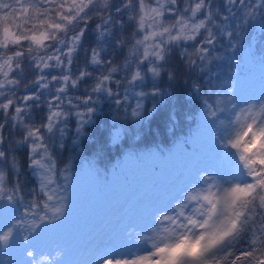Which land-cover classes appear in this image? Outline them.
I'll return each instance as SVG.
<instances>
[{
    "label": "clouds",
    "instance_id": "9594fccd",
    "mask_svg": "<svg viewBox=\"0 0 264 264\" xmlns=\"http://www.w3.org/2000/svg\"><path fill=\"white\" fill-rule=\"evenodd\" d=\"M118 2L119 7L113 9V4ZM258 2L245 6V20L257 15ZM211 3L212 0H0V144L8 141L7 147L12 148L14 143L29 141V165L43 170L38 189L44 196L43 203L34 206L17 185L6 183V171H0V201L21 205V218L0 231V251L9 248L17 228L23 231L22 239L27 241L44 222L51 224L62 218L67 208L65 189L70 175L66 173L59 181L53 178L54 169L45 159L55 158L50 155L49 145L42 142L41 129L52 133L58 119L69 113L52 110L53 99L63 103L59 96H53L48 100L45 122L26 123L23 114L31 106L25 102L33 99V94L21 95V90L37 82H42L40 88L48 89L52 82L58 81V86L52 90L63 93L69 86L77 87L83 76L93 75L82 66L78 73L70 69L73 54L89 24L98 37H103L112 34L115 26L123 29L127 21L132 22L127 32L118 31L113 36L115 48H123L119 59L115 58V51L109 59L103 60L100 48L88 49L87 62L102 66L95 91L97 85L100 91H105L106 82L113 78L112 74L121 72L123 65L135 74L140 71L137 67L133 69V65L150 57L157 64L163 61L170 44L193 42L192 48H180L185 71L193 70L194 66L196 71H203L212 61L223 59L222 53L209 54V46L217 39L213 26H220L213 19L216 9H209ZM223 3L231 8L236 0H223ZM239 3L244 4L245 0ZM122 9L126 10L123 20L112 15ZM201 11L204 15L198 18ZM49 68L63 72L50 77L40 74ZM33 69L35 75L29 78L28 73ZM149 69L154 70H148L154 77L161 72L159 67L149 66ZM134 74L130 78L127 75L126 84L142 77L134 79ZM228 92L231 93L232 88ZM231 99V95H215V107L208 106L207 116L212 119L224 113L225 105L228 111L235 109L230 119L217 120L222 129V139L217 143L247 179L244 182L232 177L221 180L215 174L201 172L169 209L155 215L147 231L136 233V245L145 244L146 250L113 251L96 264H105V261L111 264H264V98L258 102L250 100L238 108L229 103ZM7 120L12 122L10 130L19 126L23 135L9 138L4 131ZM37 153L38 158H33ZM5 156V151L0 150V159ZM9 158L18 170L20 157L9 154ZM34 160H39L44 167L33 164ZM49 176L50 180L42 179ZM242 243L247 250L238 252ZM25 255L31 264H53L62 253L56 251L51 258L46 254L35 257L33 251L28 250Z\"/></svg>",
    "mask_w": 264,
    "mask_h": 264
},
{
    "label": "trees",
    "instance_id": "16d2710c",
    "mask_svg": "<svg viewBox=\"0 0 264 264\" xmlns=\"http://www.w3.org/2000/svg\"><path fill=\"white\" fill-rule=\"evenodd\" d=\"M251 3H256V0H245L244 4L236 0L228 8L223 0H212L209 9H216L213 19L220 26H213L217 39L209 46V54L222 53L223 59L212 61L203 71H196L195 66L193 70L185 71L180 48H192L195 46L193 42L170 44L165 59L158 64L152 58L151 63L145 60L133 65V69L137 67L140 71L141 78L126 84L127 75L130 78L134 73L128 71L127 65H123L121 72L112 74L113 78L106 82V92H96L95 84L100 79L98 73L102 66L87 62L88 49L93 46L100 48V58L103 60L109 59L115 51V58L119 59L123 55V48H115L113 36L118 31L127 32L132 27V22L127 21L123 29L119 25L115 26L112 34H105L103 37H98L92 31V24H89L73 54L70 69L73 73H78L82 66L93 75L83 76L77 87L69 86L63 93L52 90L58 86V81L52 82L48 89L40 88L42 82H37L21 90V95L33 94V99L25 102L31 106L23 114L26 123H44L49 111L48 100L53 96H59L63 103L53 99L52 110L69 113L63 119H58L52 133L41 129L44 134L42 142L49 145L50 155L55 158L45 159V163L54 169L53 178L59 181L66 173L70 175L65 189L68 193L67 206L72 203L74 191L79 189V181L86 175L92 176V204L101 202L109 212L106 218L101 219L102 223L108 220L121 221L119 216L122 210L117 204L110 202L111 190L132 193L135 184L140 196L148 191L154 196L161 195L166 189L172 196H176L172 188L168 189L166 185L173 183L177 175L182 174L185 182L190 185L198 179L201 172L209 174L210 170L221 174L225 169H230L234 179L240 182L247 179L235 163L232 168L233 160L224 151L220 152L218 158L210 159L209 153L202 148L204 133L200 129L202 130L205 120L203 114L208 106L215 107L214 96L227 93L226 82L250 74L248 69L254 68L257 62L264 65V0H259L257 4V15L245 20L244 8L251 6ZM112 7L118 8L119 2ZM125 11L122 9L112 15L123 20ZM203 15L204 12L201 11L198 18ZM149 66L161 68L159 76L154 77L148 73ZM35 72V69L29 72V78ZM62 72V69L49 68L40 74L50 77ZM139 102L144 113L141 120L137 121L133 116L136 109L133 108H137ZM57 105L60 107L57 108ZM89 107L93 109L91 113H88ZM217 118L221 119L223 115L220 113ZM11 124L7 120L4 126L9 138L23 135L19 126L14 131L10 130ZM28 142H13L12 148L7 147L8 141L0 144V150L6 153L5 158L0 159V171H6V183L9 186L17 185L26 199L35 202V206L44 201V196L38 189L43 170L29 165ZM9 154L20 157L18 170L14 161L11 158L8 160ZM38 155L39 153L34 154L33 158H38ZM170 160H183L189 170L193 172L197 168L199 173L190 175L184 167L178 165L172 172L165 174L163 166ZM20 207V203L0 201V210L3 209L12 217L11 222L21 218ZM148 210V215L154 220V214L158 212L157 206L156 209L152 206ZM68 219L65 211L64 216L55 223L44 222L33 232L38 243L41 240L48 243L54 230L62 229ZM27 249L26 241H22V230L17 228L8 250H12L10 254L16 260ZM246 250L244 243L237 248L238 252Z\"/></svg>",
    "mask_w": 264,
    "mask_h": 264
},
{
    "label": "rangeland",
    "instance_id": "374dc122",
    "mask_svg": "<svg viewBox=\"0 0 264 264\" xmlns=\"http://www.w3.org/2000/svg\"><path fill=\"white\" fill-rule=\"evenodd\" d=\"M148 61L151 63L152 57ZM248 72L250 74H246L244 77H237L234 80V85L231 83L232 81L226 82L227 93L222 94L224 96L231 95L232 99L229 103L234 104L237 108L247 104L250 100L258 102L264 98V65L257 62L254 68L248 69ZM229 88H232L231 93L228 92ZM133 109H136L139 113L135 117L137 121H140L144 113L143 108ZM225 109L226 111L221 115H223V119L227 120L230 119L232 111L235 109L228 111L227 105H225ZM207 112L208 110L203 114L205 120H203L204 123H202L200 132L204 133L202 148L209 153L210 159L213 160L218 158L220 152L223 151L217 143L218 139H222V129L217 125L219 118L209 119ZM233 163L235 162L231 161L232 168H234ZM178 165L184 167L190 175H196L199 171L197 168L193 172L189 170L188 165L183 160H170L163 166L162 171L169 174ZM209 174H215L221 180H226L228 177L233 178L230 169H225L221 174L210 170ZM91 181V175H86L84 179L79 181V189L74 191L75 195L71 201L72 203L67 206L68 211L66 210V212L69 219L66 220V224L62 226V229L54 230L48 243L43 240L38 243L36 236L33 233L30 234L26 241L27 251L32 250L35 257L46 254L50 258L53 257L56 251H60L62 253L61 258L54 260L53 264H96L97 260L113 251H127L131 248L144 251L146 245H136L135 235L138 232L147 231L154 223L153 218L150 214L148 215V208L153 206L156 209L157 206L158 212L169 209L171 204L179 199L182 192L189 186L183 175L180 174L176 176L173 183L166 185L168 189L169 187L172 188V192L176 193V196H172L167 189L161 195L154 196L152 192L148 191L140 196L137 192L138 186L135 184L132 193L111 190L110 202L117 204L119 209L122 210L119 216L121 221L108 220L102 223L101 219L106 218L109 212L101 202L92 204L93 186ZM11 220L12 217L7 212L3 209L0 210V231L7 228L11 224ZM22 241L24 240L22 239ZM11 251L7 249L0 252V264H31L28 257L26 262L23 261L21 250V254L16 260L10 254ZM5 257H7V261H5Z\"/></svg>",
    "mask_w": 264,
    "mask_h": 264
},
{
    "label": "snow or ice",
    "instance_id": "6c2138e0",
    "mask_svg": "<svg viewBox=\"0 0 264 264\" xmlns=\"http://www.w3.org/2000/svg\"><path fill=\"white\" fill-rule=\"evenodd\" d=\"M158 59H160V57L158 56L157 57ZM149 71H154L153 69H149ZM140 75V73L139 72H137V73H135L134 74V79L136 78V77H138ZM96 91H100V87H99V85H97V87H96ZM141 107V105L138 103L137 104V108H140ZM210 107V106H209ZM262 110H264V109H262ZM93 111V109H91V108H89L88 109V113H91ZM139 113L137 112V111H133V116H136V115H138ZM212 115H215V112H212L211 113ZM78 115H82V114H79L78 113ZM33 164H37V165H40L41 167H44V165L43 164H41V162L39 161V160H34L33 161ZM0 178H2V177H0ZM42 179H48V180H50L51 179V177L49 176V177H42ZM44 188V185L43 184H41V189H43ZM45 194H47V193H45ZM191 198V197H190ZM33 204H35V202H33ZM41 219H43V217H41ZM162 219H169L168 217H163ZM105 264H111V261H105Z\"/></svg>",
    "mask_w": 264,
    "mask_h": 264
}]
</instances>
